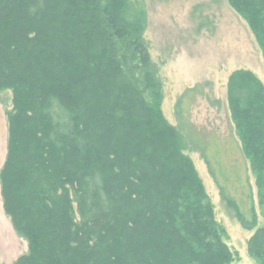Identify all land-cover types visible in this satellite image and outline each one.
Segmentation results:
<instances>
[{"label": "trees", "instance_id": "trees-1", "mask_svg": "<svg viewBox=\"0 0 264 264\" xmlns=\"http://www.w3.org/2000/svg\"><path fill=\"white\" fill-rule=\"evenodd\" d=\"M228 2L264 58V0ZM147 26L140 0H0V92L13 103L0 182L30 247L16 264L240 263L186 137L163 114ZM199 93L186 94V111L179 103L181 118ZM228 102L234 136L187 138L264 264L250 178L264 214V84L237 70Z\"/></svg>", "mask_w": 264, "mask_h": 264}, {"label": "rangeland", "instance_id": "rangeland-1", "mask_svg": "<svg viewBox=\"0 0 264 264\" xmlns=\"http://www.w3.org/2000/svg\"><path fill=\"white\" fill-rule=\"evenodd\" d=\"M140 1L148 12L144 38L163 82V114L186 137L185 154L198 171L216 218L226 231L227 243L241 258L239 264H256L248 252L254 231L241 226L235 212L222 198L202 152L189 142L187 134L209 136L213 133L220 139L235 135L228 102L229 78L235 71L244 69L252 71L264 84L263 53L247 23L228 0ZM191 89L200 93L190 99L193 103L181 118L179 103ZM188 97L183 105L185 111ZM12 108V93L0 92V171L8 155L7 112ZM250 178L259 223L264 227L252 173ZM29 251L28 240L17 232L4 209L0 182V264H16Z\"/></svg>", "mask_w": 264, "mask_h": 264}]
</instances>
